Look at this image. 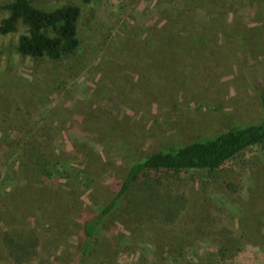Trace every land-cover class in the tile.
<instances>
[{
	"label": "rangeland",
	"instance_id": "rangeland-1",
	"mask_svg": "<svg viewBox=\"0 0 264 264\" xmlns=\"http://www.w3.org/2000/svg\"><path fill=\"white\" fill-rule=\"evenodd\" d=\"M31 1L79 7L81 46L33 60L16 51L25 26L0 35V264H18L5 237L38 240L21 264H77L82 219L130 163L260 123L264 0ZM52 162L69 181L42 176ZM163 184L123 200L84 264H264V147ZM165 195L183 198L170 224Z\"/></svg>",
	"mask_w": 264,
	"mask_h": 264
},
{
	"label": "trees",
	"instance_id": "trees-1",
	"mask_svg": "<svg viewBox=\"0 0 264 264\" xmlns=\"http://www.w3.org/2000/svg\"><path fill=\"white\" fill-rule=\"evenodd\" d=\"M91 1L93 0H84L86 3ZM5 9L8 15L0 21V35L14 33L19 23L26 27V33L18 39L16 51L19 55L33 60L48 59L57 62L65 56L75 55L79 50L81 46L78 36V22L81 16L79 7L62 5L44 10L36 7L31 0H11ZM262 106V118L256 125L232 128L213 139L170 148L130 163L123 181L119 183L109 202L82 219L76 263L84 264L86 257L92 252V247L100 241L99 233L103 225L121 208L123 200L143 196L150 191L149 185L154 183L166 187L163 183L171 181L179 185V182L193 172L206 173L208 177H213L223 167L243 157L249 150L264 147V101ZM32 158L37 166H44L38 156L34 155ZM50 165L51 168L41 173L45 179L56 177L69 181L72 175H66L67 165L54 162ZM7 177L8 175L4 179ZM1 179L4 180L0 173ZM167 198L168 195H165L161 201L162 204L168 203L166 210L159 213L162 215L161 219L170 224L181 213L182 207L179 205H182L183 198L178 196L175 201L169 202ZM138 216L137 214L136 218ZM113 232L110 231V236ZM183 234L184 232L179 233L180 237L174 240L176 245L185 241L184 237L181 238ZM5 238L9 240L8 254L16 263L21 264L35 258L38 249L36 238ZM241 250L242 248H239L238 251ZM230 252L228 248L222 247L219 254L224 260L228 258ZM212 256L213 254H209L206 260Z\"/></svg>",
	"mask_w": 264,
	"mask_h": 264
}]
</instances>
